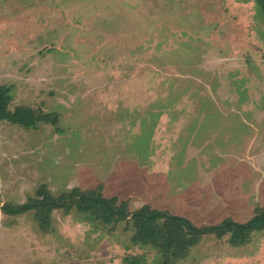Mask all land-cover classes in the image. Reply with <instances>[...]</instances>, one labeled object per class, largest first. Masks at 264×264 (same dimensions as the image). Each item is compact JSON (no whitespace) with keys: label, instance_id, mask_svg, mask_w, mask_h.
<instances>
[{"label":"rangeland","instance_id":"374dc122","mask_svg":"<svg viewBox=\"0 0 264 264\" xmlns=\"http://www.w3.org/2000/svg\"><path fill=\"white\" fill-rule=\"evenodd\" d=\"M0 87L10 111L49 117L0 122V207L95 191L128 216L108 232L74 208L46 227L0 209V264H161L131 242L142 207L197 228L264 211L255 0H0ZM229 239L176 264H264V232Z\"/></svg>","mask_w":264,"mask_h":264},{"label":"trees","instance_id":"16d2710c","mask_svg":"<svg viewBox=\"0 0 264 264\" xmlns=\"http://www.w3.org/2000/svg\"><path fill=\"white\" fill-rule=\"evenodd\" d=\"M256 5L264 15V0H255ZM12 96L9 89L0 87V122H8L24 128L33 129L38 123L49 120L47 115H34L30 110L15 108L10 111ZM42 194L28 200L22 205L2 206L6 215L19 216L34 212L43 227L48 226L50 216L55 211L67 214L75 212L88 224L109 232L128 218L124 210L116 207L115 199H105L100 193L90 191L78 193L77 190L55 198L42 189ZM71 214V213H70ZM135 233L131 238L133 246L154 247L162 256L161 264H176L184 260L189 251L199 245L203 238L214 236L221 240L229 235L230 245L241 247L249 244L253 234L264 232V211L258 212L246 223H235L225 220L214 226L197 228L187 220L170 216L161 211L142 207L131 216ZM132 263V262H131Z\"/></svg>","mask_w":264,"mask_h":264}]
</instances>
